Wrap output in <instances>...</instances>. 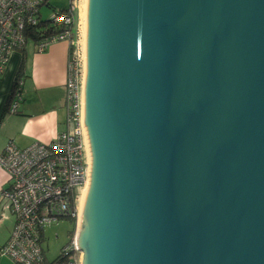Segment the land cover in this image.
<instances>
[{
    "label": "water",
    "instance_id": "water-1",
    "mask_svg": "<svg viewBox=\"0 0 264 264\" xmlns=\"http://www.w3.org/2000/svg\"><path fill=\"white\" fill-rule=\"evenodd\" d=\"M87 20L81 264H264V0H88Z\"/></svg>",
    "mask_w": 264,
    "mask_h": 264
},
{
    "label": "built area",
    "instance_id": "built-area-1",
    "mask_svg": "<svg viewBox=\"0 0 264 264\" xmlns=\"http://www.w3.org/2000/svg\"><path fill=\"white\" fill-rule=\"evenodd\" d=\"M47 3L48 0H0V75L13 52L26 47L30 34L38 35L35 43L39 52H45L55 42L76 44L77 0H71L67 8L54 11L45 20L42 9L49 6ZM78 55H70L68 63L66 129L49 143L35 142L21 148L11 140L0 151V166L9 175V187L0 193L15 216V226L2 255L9 256L15 264L44 262L47 227L63 218H77L78 198L89 179L83 72ZM24 83L22 76L10 106L12 113L19 108ZM81 255L74 236L63 249L65 264H81Z\"/></svg>",
    "mask_w": 264,
    "mask_h": 264
},
{
    "label": "crops",
    "instance_id": "crops-1",
    "mask_svg": "<svg viewBox=\"0 0 264 264\" xmlns=\"http://www.w3.org/2000/svg\"><path fill=\"white\" fill-rule=\"evenodd\" d=\"M69 59L70 44L66 41L51 44L45 52H39L35 43L13 52L5 72L0 75V151L11 140L21 148L35 142L49 143L66 129ZM20 69L25 78L24 99L19 112H6L5 106ZM8 187L9 175L0 166V190ZM1 210L0 249L15 226V216L0 193ZM0 264L15 263L9 256L0 255Z\"/></svg>",
    "mask_w": 264,
    "mask_h": 264
},
{
    "label": "rangeland",
    "instance_id": "rangeland-1",
    "mask_svg": "<svg viewBox=\"0 0 264 264\" xmlns=\"http://www.w3.org/2000/svg\"><path fill=\"white\" fill-rule=\"evenodd\" d=\"M71 0H48L49 6H45L42 9V18L47 20L51 15H53V12L55 10H60L67 8L70 4ZM80 1L77 0V5L79 8V20H78V27H77V33L75 36L76 41V52L79 54L78 57L80 59V64L82 66V72L84 75V64H83V58H82V47H81V28H80ZM35 43L33 40L29 39V42L27 45H32ZM36 44V43H35ZM5 170V169H4ZM7 173V171L5 170ZM8 174V173H7ZM85 188V187H83ZM82 194V190L80 192L78 202H77V218H76V230H78L79 227V204H80V197ZM10 213L9 210H6ZM2 210L0 211V217H2ZM1 219V218H0ZM74 223L73 219L70 218H63L59 222L53 224L50 227H47L46 229V241L44 242V247L47 250V255L50 260L56 259L60 253L64 245L70 240L71 238V232L74 230ZM71 231V232H69ZM82 258V255H81Z\"/></svg>",
    "mask_w": 264,
    "mask_h": 264
},
{
    "label": "bare ground",
    "instance_id": "bare-ground-1",
    "mask_svg": "<svg viewBox=\"0 0 264 264\" xmlns=\"http://www.w3.org/2000/svg\"><path fill=\"white\" fill-rule=\"evenodd\" d=\"M80 28H81V47H82V58L85 63L86 61V35H87V22H88V0H81L80 1ZM84 76V75H83ZM84 80V77H83ZM84 110V108H83ZM85 131V139H86V146L88 151V161H89V179L85 185V188L82 189V194L80 197V204H79V222L81 223L84 215L85 210V204L87 199V194L90 186V180H91V150H90V142L87 135V132Z\"/></svg>",
    "mask_w": 264,
    "mask_h": 264
},
{
    "label": "trees",
    "instance_id": "trees-1",
    "mask_svg": "<svg viewBox=\"0 0 264 264\" xmlns=\"http://www.w3.org/2000/svg\"><path fill=\"white\" fill-rule=\"evenodd\" d=\"M64 9H65V8H64ZM64 9H60V11H62V10H64ZM55 11H59V10H55ZM46 24H47V23H46ZM46 32L49 33V31H46ZM46 35H51V34H46ZM75 36H76V34H75ZM28 39H31V40H33L34 42H36L37 39H38V35H37V34H30V35L28 36ZM25 49H26V47L23 48V49H21V50H25ZM75 52H76V45H71V46H70V55L73 56ZM22 67H23V65H22ZM22 67H21V68H22ZM22 76H23V74H22V69H20L19 72H18V74H17V76H16V78H15V81H14L13 92H12V94H11L10 98L8 99V102H7L6 106H5V111H6V112H10V106H11V103L13 102V100H14V98L16 97V94H17L18 81H19V79H20ZM20 93L23 95V90H21ZM23 99H24V96H23L22 100L19 102V106H18V107H20L21 103L23 102ZM17 112H19V108H18ZM17 112H16V113H17ZM70 219H72V218H70ZM73 223H74V226H75V227H74V230H73L72 232L69 231V232H71V238H70V240L64 245V247H65L68 243H70V242L73 240L74 236H75V232H76V218L73 219ZM4 246H5V245H4ZM4 246H3V247H4ZM3 247L0 249V255H2ZM64 247L62 248L60 255H59L56 259H54V260H50V259L48 258L47 250L45 249V258H44V262H43L42 264H65V263H66V258H64V256H63V249H64Z\"/></svg>",
    "mask_w": 264,
    "mask_h": 264
}]
</instances>
